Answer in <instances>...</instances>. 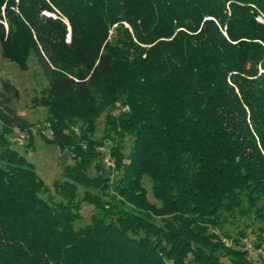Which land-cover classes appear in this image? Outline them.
Wrapping results in <instances>:
<instances>
[{"label": "trees", "instance_id": "obj_1", "mask_svg": "<svg viewBox=\"0 0 264 264\" xmlns=\"http://www.w3.org/2000/svg\"><path fill=\"white\" fill-rule=\"evenodd\" d=\"M258 16L264 0H0L2 57L26 71L34 56L48 82L34 122L1 83L0 264H260L241 242L264 252ZM43 122L53 191L14 141ZM82 204L94 213L77 228Z\"/></svg>", "mask_w": 264, "mask_h": 264}, {"label": "rangeland", "instance_id": "obj_2", "mask_svg": "<svg viewBox=\"0 0 264 264\" xmlns=\"http://www.w3.org/2000/svg\"><path fill=\"white\" fill-rule=\"evenodd\" d=\"M45 14L48 16H54L56 18V16L52 13L45 12ZM5 27L7 28L6 24ZM70 39L71 36L69 34L67 41L70 42ZM28 65V69L23 71L17 64L11 63L7 59H4L1 55L0 46V88L3 80L11 81L20 91V98L18 101L14 102V109L19 115L30 120L31 122L42 121L46 117V109L41 107L34 108L32 99L42 95V91L47 87L48 82L43 76L41 69L37 66L34 56L29 58ZM119 111H121V109H115L113 115L116 116ZM105 124L106 114L102 115L98 121V129L95 136L96 138H101L104 135L106 126ZM129 145V141H125V148H128ZM17 150L21 154L26 155L29 162L34 165L40 178L52 190L54 183L61 179L62 174L60 151L58 147L56 145L47 144L38 138L35 143V149L29 153H26L23 147H17ZM67 163H70V161H67ZM145 187L149 191L150 200L154 201V198L150 193V183L147 179H145ZM93 213L94 208L92 205L82 204V218L76 222V227L81 228L90 224ZM229 229H231V234L236 236L237 229L233 227H229ZM253 241H255V238L252 235L250 237L243 238L241 242L245 244L246 249L249 250L251 255H253L255 258H258L257 263L264 264L262 261V258H264V252L262 249L257 250L254 247ZM223 242L226 244V246L233 247V241L231 239L223 238Z\"/></svg>", "mask_w": 264, "mask_h": 264}, {"label": "built area", "instance_id": "obj_3", "mask_svg": "<svg viewBox=\"0 0 264 264\" xmlns=\"http://www.w3.org/2000/svg\"><path fill=\"white\" fill-rule=\"evenodd\" d=\"M257 21L264 24V17L258 16ZM123 110L125 111V109ZM40 137H45L47 139L54 138V130L52 128L51 123L43 122L27 130H17V136L14 141L17 146L23 147L31 138L38 139ZM98 151L103 155V161L106 167L114 169L115 161L110 154V150L106 146H101L98 148Z\"/></svg>", "mask_w": 264, "mask_h": 264}, {"label": "crops", "instance_id": "obj_4", "mask_svg": "<svg viewBox=\"0 0 264 264\" xmlns=\"http://www.w3.org/2000/svg\"><path fill=\"white\" fill-rule=\"evenodd\" d=\"M37 140H38V139L35 140V143H36Z\"/></svg>", "mask_w": 264, "mask_h": 264}]
</instances>
